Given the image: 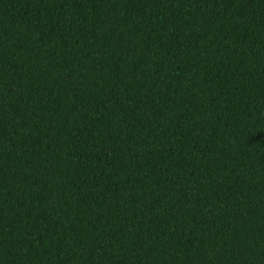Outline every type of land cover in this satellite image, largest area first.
Listing matches in <instances>:
<instances>
[{"label": "trees", "instance_id": "trees-1", "mask_svg": "<svg viewBox=\"0 0 264 264\" xmlns=\"http://www.w3.org/2000/svg\"><path fill=\"white\" fill-rule=\"evenodd\" d=\"M0 264H264V0H0Z\"/></svg>", "mask_w": 264, "mask_h": 264}]
</instances>
